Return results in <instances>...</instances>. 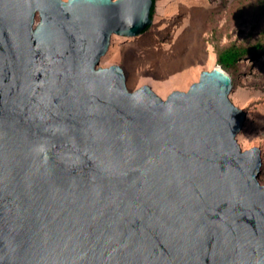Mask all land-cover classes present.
I'll return each mask as SVG.
<instances>
[{
	"label": "water",
	"instance_id": "95a60500",
	"mask_svg": "<svg viewBox=\"0 0 264 264\" xmlns=\"http://www.w3.org/2000/svg\"><path fill=\"white\" fill-rule=\"evenodd\" d=\"M154 0H0V264H264L258 148L221 67L166 99L97 67Z\"/></svg>",
	"mask_w": 264,
	"mask_h": 264
},
{
	"label": "rangeland",
	"instance_id": "374dc122",
	"mask_svg": "<svg viewBox=\"0 0 264 264\" xmlns=\"http://www.w3.org/2000/svg\"><path fill=\"white\" fill-rule=\"evenodd\" d=\"M234 45L252 52L226 70L218 53ZM112 65L123 69L129 91L149 85L162 99L221 67L232 81L230 101L247 116L237 142L261 151L264 185V0H155L146 31L111 37L97 67Z\"/></svg>",
	"mask_w": 264,
	"mask_h": 264
},
{
	"label": "trees",
	"instance_id": "16d2710c",
	"mask_svg": "<svg viewBox=\"0 0 264 264\" xmlns=\"http://www.w3.org/2000/svg\"><path fill=\"white\" fill-rule=\"evenodd\" d=\"M153 9L154 6L151 11V17L153 15ZM251 52V48H240L234 45L218 53V62L224 69L227 70L231 68L240 58L249 55Z\"/></svg>",
	"mask_w": 264,
	"mask_h": 264
},
{
	"label": "bare ground",
	"instance_id": "6f19581e",
	"mask_svg": "<svg viewBox=\"0 0 264 264\" xmlns=\"http://www.w3.org/2000/svg\"><path fill=\"white\" fill-rule=\"evenodd\" d=\"M248 126L251 127V124L248 122Z\"/></svg>",
	"mask_w": 264,
	"mask_h": 264
}]
</instances>
